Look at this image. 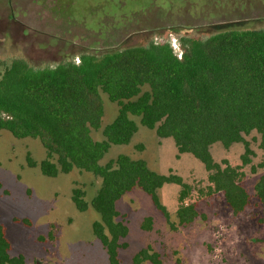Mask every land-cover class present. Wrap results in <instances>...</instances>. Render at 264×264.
<instances>
[{
    "label": "trees",
    "instance_id": "obj_1",
    "mask_svg": "<svg viewBox=\"0 0 264 264\" xmlns=\"http://www.w3.org/2000/svg\"><path fill=\"white\" fill-rule=\"evenodd\" d=\"M144 1L152 6L159 0ZM160 1L166 9L159 12L145 10L142 0H77L75 11L90 15L75 20L67 9L61 10V18L65 21L67 16L72 26L57 37L71 52L62 51L59 60L43 66L32 65L26 56L13 59L0 78V132L8 131L16 139H39L46 150L40 163L27 155L30 168L39 166L48 177L77 169L101 179L91 204L80 188L73 189L72 199L80 212L91 205L99 214L93 232L110 264H158L159 255L150 254V248L135 254L132 263L120 259V251L128 248L130 228L117 205L135 188L147 193L170 222L159 192L165 184H177L181 187L177 226H188L198 217L195 204L189 202L192 186L172 171L160 174L144 159L125 154L102 164L112 145L131 143L139 130L134 117L159 138H172L178 155L189 153L199 159L208 172L209 192H223L235 215L250 203L242 170L252 163L255 152L246 137L256 132L264 151V25L235 26L206 36L199 32L223 12L225 17H236L234 22L264 21V0H218L222 6L194 10L189 4L183 12L179 1ZM205 13L211 16L206 19ZM86 20L88 29L78 24ZM153 24L168 26V34L135 45L129 42L152 31ZM73 28L81 32L74 33ZM102 94L119 107L114 121L105 127ZM98 131L103 141L93 138ZM216 143L227 150L243 144L242 165L218 163L211 151ZM136 148L143 150L144 145ZM256 190L264 200V176ZM142 228L152 230L153 219L146 218ZM11 249L0 224V264H26L25 256H12Z\"/></svg>",
    "mask_w": 264,
    "mask_h": 264
},
{
    "label": "rangeland",
    "instance_id": "obj_2",
    "mask_svg": "<svg viewBox=\"0 0 264 264\" xmlns=\"http://www.w3.org/2000/svg\"><path fill=\"white\" fill-rule=\"evenodd\" d=\"M76 1L0 0V78L13 59L26 56L32 65L43 66L59 60L62 51L66 54L71 52L66 42L57 40V37H63L64 30L72 26L67 16H63L65 21L61 18V10L67 9L75 20L77 16L90 15L75 11ZM176 1L180 2L178 7L182 12L189 4L191 10L222 6L218 0ZM220 1L228 3L230 0ZM143 4L146 6L145 1ZM165 9L160 0L145 8L159 12ZM223 13L218 14L210 25L199 29L201 35L235 26L254 28L264 25L261 20L234 22L236 17L228 18ZM101 15L95 16L99 19ZM210 16L211 13L204 15L206 19ZM87 23V20L78 22L85 29L90 27ZM166 27L153 24L152 31L135 35L129 42L135 45L150 37H165L168 34ZM73 31L80 33L81 29L73 28ZM170 39L180 52L176 38L171 36ZM102 96L105 127L114 121L119 107L107 95ZM134 119L139 130L131 143L112 145L102 164L125 154L133 159H144L160 174L169 175L172 171L192 186L189 202L195 204L198 217L188 226H177L176 211L181 190L177 184H165L159 192L162 204L171 215L170 222L147 193L135 188L117 205L130 228L125 240L128 248L120 251L121 261L132 263L135 254L150 248V254L155 252L159 255L158 264H264V200L256 190L264 176V151L259 147V135L253 132L246 137L255 152L252 163L242 170L245 174L242 185L250 195V203L245 211L235 215L223 192H209L208 172L199 159L189 153L178 155L172 138L161 139L154 130L141 125L139 118ZM93 138L103 141L102 131L94 132ZM138 144L144 145V149H137ZM211 151L218 163L226 160L233 167L242 165L244 145L241 143L229 150L216 143ZM28 154L38 163L46 158V150L39 139H16L8 131L0 132V224L4 225L11 242V255H24L26 264H110L106 251L93 232V223L100 220L99 214L91 205L87 211L80 212L72 199L73 189L80 188L85 192V200L91 204L101 187V179L77 169L57 177L45 176L39 166H28ZM148 217L153 219V228L146 231L142 224ZM171 223L177 228L174 229ZM144 264L153 263L146 261Z\"/></svg>",
    "mask_w": 264,
    "mask_h": 264
}]
</instances>
